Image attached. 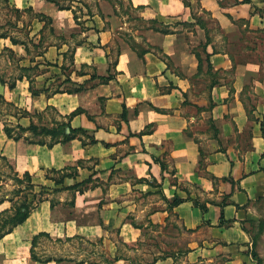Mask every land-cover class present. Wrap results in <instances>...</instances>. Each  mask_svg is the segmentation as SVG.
Instances as JSON below:
<instances>
[{
  "label": "crops",
  "instance_id": "obj_1",
  "mask_svg": "<svg viewBox=\"0 0 264 264\" xmlns=\"http://www.w3.org/2000/svg\"><path fill=\"white\" fill-rule=\"evenodd\" d=\"M55 1L8 0L46 20L0 38V97L13 124L71 116L86 135L14 140L0 116V157L44 191L0 264H259L245 221L264 196V0ZM12 186L0 176V213ZM41 239L58 259H32Z\"/></svg>",
  "mask_w": 264,
  "mask_h": 264
},
{
  "label": "trees",
  "instance_id": "obj_2",
  "mask_svg": "<svg viewBox=\"0 0 264 264\" xmlns=\"http://www.w3.org/2000/svg\"><path fill=\"white\" fill-rule=\"evenodd\" d=\"M7 6L8 8H11L8 0H2ZM51 2L55 3V0H50ZM59 8H64V7H59ZM68 8V7H66ZM11 10H13L16 14V21H18L19 19H21L22 15L24 13L26 14H31L34 15V18L37 19H41V20H46V17L43 15H37L34 14L32 12V10L30 8L25 9V10H19V9H15V8H11ZM23 30V29H22ZM24 35V33H23ZM7 34H0V38H7ZM10 41L13 44H19L20 41H18L17 39L14 38H10ZM5 54H7L8 57H10L12 55V52L5 48L3 51ZM206 62L209 65V61H208V57L206 58ZM50 65V64H49ZM210 67V65H209ZM67 82H70L68 80H66ZM0 82L2 84H4V81L2 78H0ZM15 85V80L14 81H9L8 82V87L10 89H12ZM31 89V94L37 95V93ZM74 90H70L68 91L69 93L73 92ZM60 92L59 90H55L54 93H58ZM0 100L2 103H5L6 105H9L8 103L5 102V100L0 97ZM71 116L67 117V121L66 122H60V123H56L55 126L48 128V127H37L35 125H30L28 128H23L20 125H15V127H13L12 129L9 128L5 123H4V132L6 134V136L8 138H12L14 140H19L21 137H23L24 133H30V137H24V139L26 141H28L29 143H36V144H40V145H46L48 147H52L54 144H64L67 143L73 139H75L78 135H86V133L81 130V129H73L70 126V120ZM14 130L16 131V133H13ZM36 137H49L50 141L49 142H45L42 139L36 140ZM89 142H94L93 139H90ZM0 159H2L6 165V167L8 169H10L14 176L16 177V179L14 178V180H17L18 182H22V181H26L27 182V186L25 187L24 191H32L34 189V185L31 182V177L28 173L23 174L22 176H20L18 173H15L12 166L7 162V160L4 157H0ZM58 182V181H57ZM43 189H40L39 195L40 197L37 199L36 198V194L33 193L32 194V201H28L26 198L24 200H22L21 202H14L13 199L9 198V201L11 202L12 206L10 208V210H5L2 211L0 213V239L5 236L6 234L10 233L14 227L21 225L22 223L25 222V220L28 218L29 214L31 213V211L37 206V204L42 200L43 197ZM2 201H0L1 203ZM181 201L177 198L173 199L172 201V205L176 206L177 204H179ZM32 259L37 260L39 262H47L50 259H38L35 255H31ZM254 257V254H253ZM57 262H59L60 260H55Z\"/></svg>",
  "mask_w": 264,
  "mask_h": 264
},
{
  "label": "rangeland",
  "instance_id": "obj_3",
  "mask_svg": "<svg viewBox=\"0 0 264 264\" xmlns=\"http://www.w3.org/2000/svg\"><path fill=\"white\" fill-rule=\"evenodd\" d=\"M62 5H69L65 0H63ZM24 20L33 19L34 15L26 14L24 13L22 15ZM16 14L11 8H8V6L0 0V34H13L15 36L19 35L21 36L23 33H25V29H19L18 31L16 27ZM22 19V18H21ZM209 24L212 29H215V23L214 21L210 20ZM248 44V41L246 42ZM11 69L8 67L4 62H0V73L4 75V77H7L10 73ZM254 106L251 104V100L247 103H245V110L246 111H252L251 108ZM15 110L10 107L9 105H5V103H2L0 101V116L5 118V124L9 128L15 127L16 124H13L12 122H9V116H16ZM13 133H16L14 130ZM251 136L247 135L245 133L243 140L245 142H248ZM36 140L42 139L41 137H36ZM0 176L4 177L8 180H11L12 182V188H6V192H4V196L13 199L14 202H21L25 198L28 201H32V194L35 193L38 199L40 197L39 192L40 190L33 189L32 191H24L25 187L27 186L26 181L18 182L16 177L14 176L13 172L8 169L2 159H0ZM252 219L245 221V229L249 232L251 238H252V253L254 254V259L258 261L259 264H264V196L261 197L259 200L256 201V203L252 207ZM41 248L45 247L47 250L46 256L44 258L50 259L55 258L58 259V252H57V245H51L46 239H41L39 241ZM69 244V245H68ZM66 245V248L64 251H61V253H72L73 249L71 246V243H68Z\"/></svg>",
  "mask_w": 264,
  "mask_h": 264
}]
</instances>
